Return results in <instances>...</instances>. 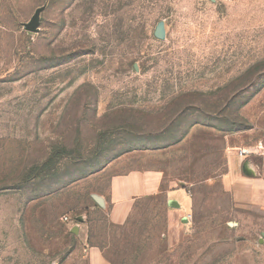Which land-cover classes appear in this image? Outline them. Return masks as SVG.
Returning <instances> with one entry per match:
<instances>
[{
  "label": "rangeland",
  "instance_id": "1",
  "mask_svg": "<svg viewBox=\"0 0 264 264\" xmlns=\"http://www.w3.org/2000/svg\"><path fill=\"white\" fill-rule=\"evenodd\" d=\"M262 101L264 0H0V264H264V197L222 184L229 155L264 141ZM197 123L243 143L184 144L164 191L191 206L162 193L113 224L94 170ZM245 158L264 180V155Z\"/></svg>",
  "mask_w": 264,
  "mask_h": 264
},
{
  "label": "crops",
  "instance_id": "2",
  "mask_svg": "<svg viewBox=\"0 0 264 264\" xmlns=\"http://www.w3.org/2000/svg\"><path fill=\"white\" fill-rule=\"evenodd\" d=\"M261 95L262 92L258 93L256 99ZM262 130L264 129H259L256 126L250 133L251 135L258 134L262 136ZM235 136H228L209 125L197 123L192 125L183 136L172 141V143L124 153L114 161L108 163L102 171L96 174L95 177L108 179L107 187L98 193L104 204L103 206L97 204V206L108 212L110 221L115 225H124L128 221L138 201L144 198L156 197L162 193H165L170 201L177 202L179 207L181 206L183 211H185L184 209L189 207V203L191 206V202L184 189L164 191L165 184L171 183V180L168 178V172L164 167L165 159L178 152L184 144L193 142H207V146H209V142H223L226 153L228 148L229 150L231 148L236 149L239 146L238 144L243 143L232 142V138ZM259 142L264 141L257 139L255 146ZM232 143L237 144V146H232ZM202 147H204V144H202ZM229 160L230 168L222 176V184L228 191H234L236 203L241 205L242 202L248 200L243 198L244 192L248 197L249 189H246L247 187L252 192H257L258 195L264 197V180L259 178L251 179L246 174V178L242 176L244 165L248 163L249 166L251 163L245 157L234 155H229ZM237 190L239 191L237 192ZM181 215L182 212L180 210H174L172 212L171 225ZM69 227L77 230L79 223L73 224L72 222Z\"/></svg>",
  "mask_w": 264,
  "mask_h": 264
},
{
  "label": "water",
  "instance_id": "3",
  "mask_svg": "<svg viewBox=\"0 0 264 264\" xmlns=\"http://www.w3.org/2000/svg\"><path fill=\"white\" fill-rule=\"evenodd\" d=\"M46 6H42L39 7L35 14L33 15V17L31 18V20L27 23L23 24L24 29L27 32H31V33H35L38 34L40 33L41 29H40V25H41V15L44 12ZM154 36L158 39V40H162L164 41L166 39V29H165V23L164 21L159 22V24L156 27V30L154 32ZM244 173L247 176H252L254 174H252V172L249 169L248 163H246L244 165ZM93 199L96 201V203L99 206H103V200L101 197L99 196H93ZM170 206L178 208L179 204L175 201H170Z\"/></svg>",
  "mask_w": 264,
  "mask_h": 264
},
{
  "label": "trees",
  "instance_id": "4",
  "mask_svg": "<svg viewBox=\"0 0 264 264\" xmlns=\"http://www.w3.org/2000/svg\"><path fill=\"white\" fill-rule=\"evenodd\" d=\"M237 118H238V121H239L241 124H240L239 127H236V130H234V131H246V130L251 129L250 124H249L247 121H245V119H244L240 114H238ZM229 131H232V130H229ZM130 133L133 134L134 131L131 130ZM163 133H164V132H163ZM137 149H146V148H131V149H129V150L123 152L122 155H123L124 153L132 152V151L137 150ZM101 170H102L101 168H98V169L94 170L93 173H98V172L101 171ZM97 207H98V206H97ZM98 208H99V207H98Z\"/></svg>",
  "mask_w": 264,
  "mask_h": 264
},
{
  "label": "built area",
  "instance_id": "5",
  "mask_svg": "<svg viewBox=\"0 0 264 264\" xmlns=\"http://www.w3.org/2000/svg\"><path fill=\"white\" fill-rule=\"evenodd\" d=\"M253 150H255V151H250V150H248V149H244V150H240V156L241 157H247V156H249L251 153H255V154H257V155H264V142H259L258 144H257V146L256 147H254V149Z\"/></svg>",
  "mask_w": 264,
  "mask_h": 264
},
{
  "label": "bare ground",
  "instance_id": "6",
  "mask_svg": "<svg viewBox=\"0 0 264 264\" xmlns=\"http://www.w3.org/2000/svg\"><path fill=\"white\" fill-rule=\"evenodd\" d=\"M249 169L252 172V174H255V170L253 169V167L251 166V164L249 165Z\"/></svg>",
  "mask_w": 264,
  "mask_h": 264
}]
</instances>
